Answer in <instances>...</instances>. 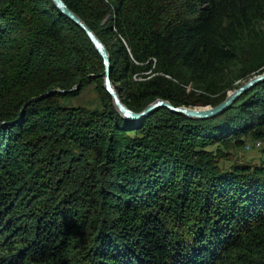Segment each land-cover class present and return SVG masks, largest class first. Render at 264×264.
Wrapping results in <instances>:
<instances>
[{
  "label": "trees",
  "instance_id": "obj_1",
  "mask_svg": "<svg viewBox=\"0 0 264 264\" xmlns=\"http://www.w3.org/2000/svg\"><path fill=\"white\" fill-rule=\"evenodd\" d=\"M64 1L102 40L119 34L111 80L129 85L137 112L157 99L217 106L237 80L264 72V0ZM71 27L104 74L52 0H0V264H264V165L220 171L207 150L264 140V82L214 120L160 109L174 122L147 119L131 139L124 125L42 98L86 78ZM190 83L208 95L187 94ZM75 149L97 155L79 187L69 182ZM55 167L63 177L52 183ZM170 220L187 226L185 238H173Z\"/></svg>",
  "mask_w": 264,
  "mask_h": 264
},
{
  "label": "rangeland",
  "instance_id": "obj_2",
  "mask_svg": "<svg viewBox=\"0 0 264 264\" xmlns=\"http://www.w3.org/2000/svg\"><path fill=\"white\" fill-rule=\"evenodd\" d=\"M14 1L18 2V0H14ZM168 2L169 1L165 2V6ZM167 8L169 11H173L175 6L174 4H171L167 6ZM111 18H112V14H109L105 18V20L101 23V26L106 27L107 25H109L110 22H112ZM260 26L264 29V23L260 24ZM72 29H73V32L70 33L71 38L73 40H78V43L73 41L72 45L79 47V49L82 50V53L80 52L78 53L80 55L83 54L82 56L85 58L83 59V57L80 56L82 59H79L77 63L83 64L82 69L86 72V78L83 80H80L82 76L77 75L72 85H68V87H63V88L56 87V88L50 89L47 93H44L42 95V98L50 96V98L48 97L49 99L47 100L46 103L54 104L59 109L66 110L75 117L79 116V118L83 119L84 121H91V122L98 121L104 124L105 122L108 123V120H111L112 126H116L119 124L121 126L124 125V128L127 127L128 129L126 135L131 139H135V138L142 139L143 138V135H141L140 132L143 133L144 131L148 130L147 127H145V129L142 128L144 126L143 122L147 119L151 120L149 122L152 123L153 127H164L174 122V120L166 112L161 111V110H158L151 117L144 119L138 123L134 121H129L126 118H124L121 114H119V112L117 111L115 107L112 97L110 100L106 98L101 92L102 88L105 87V84H104L105 76L103 72L101 71V66H102L101 61L102 60L94 56L95 53L94 51H91L92 50L91 44H87L85 41H83L82 40L83 36L76 29L74 28ZM95 34L101 39L98 31L95 32ZM116 36H118L119 38V34L117 35V31L113 30V33L111 35L105 37L103 40L101 39L102 42L104 41L103 43L108 49V51L117 47V42H116L117 37ZM84 44L86 46V50L90 52V55L84 53L83 51ZM259 50H261V48H259ZM250 51H251V48L248 47L246 50V53L248 54L250 53ZM241 66H242L241 63H239V65L234 68V71L236 72V70H238ZM138 80H140V78H136L133 81H138ZM245 82L247 81L237 80L234 84V88L237 89L238 86L240 87ZM78 83H81L82 86ZM113 84L120 98L122 99L123 103L128 108H130L127 105V95H128L127 88H129V85H124V84L120 85L119 83H116V84L113 83ZM234 88L227 91L226 98L228 94H230L229 92L232 93V91L235 90ZM186 90H187V94H195L196 96L208 95V93L205 91L204 88L197 87L193 83H190V85L186 87ZM130 109L133 110L134 112H137L133 108H130ZM23 118L24 117L21 114L16 119L17 120L16 122L17 123L22 122ZM131 128L135 130H132ZM243 142L244 144L241 147L235 146L234 143H230L227 145L217 144L212 147H209L207 150L209 151L208 154L211 155L212 157L211 164H213V166L216 169H219L220 171H231L234 167L255 168L256 166L264 165V140L259 141V140L254 139L251 136H246L243 139ZM258 143H260V145H258ZM47 144H48L47 140H45L42 143V145L44 146H46ZM75 153L78 156V159L71 166L69 165L70 167L69 182H73L76 186L79 187V185L87 183V177H88L87 167L89 165L94 166L97 160V155H95L93 152H86L83 149H75ZM105 167L103 166L102 169L105 171L101 170V173L102 174L104 173V175H107L109 171H108V168L107 167L105 168ZM56 168L57 167L53 169V171L56 172V174H54V177H52V183H56L60 177H63V172H61V169L57 171ZM97 170H99V168ZM104 175L102 177H104ZM19 191L22 192V190H19ZM75 193H78V192H75ZM111 197H112V193H109L108 199L116 203V201H114L113 198ZM166 224L170 225V231L172 232L173 238L178 239L179 234L181 236V239L186 237L185 234L187 233V230H186L187 226H184L179 221L174 222L173 220L167 221ZM77 237L79 240L85 239L87 237L86 231L80 232L77 235ZM115 237H117L118 242H121V239L118 237V234L115 235ZM188 252H191V251L189 250Z\"/></svg>",
  "mask_w": 264,
  "mask_h": 264
},
{
  "label": "water",
  "instance_id": "obj_3",
  "mask_svg": "<svg viewBox=\"0 0 264 264\" xmlns=\"http://www.w3.org/2000/svg\"><path fill=\"white\" fill-rule=\"evenodd\" d=\"M56 8L60 11V13L65 16L68 20L78 26L81 30H83L96 50L100 54L101 58L104 61L105 72V89L111 95L115 107L119 114H121L124 118L129 121L141 122L144 119L151 117L160 109H167L170 112L185 116L188 119L195 121H205L212 120L222 116L225 112H227L242 96L246 93L252 91L254 88L259 86L264 82V72L254 77L250 78L247 82L242 84L239 88L232 91V93L228 94L227 98L221 102L217 106H174L171 102L157 99L155 102L149 104L143 111L137 113L128 108L120 98L112 80V60L111 55L102 42V40L95 34V32L83 21L77 14H75L65 3L64 0H52Z\"/></svg>",
  "mask_w": 264,
  "mask_h": 264
},
{
  "label": "built area",
  "instance_id": "obj_4",
  "mask_svg": "<svg viewBox=\"0 0 264 264\" xmlns=\"http://www.w3.org/2000/svg\"><path fill=\"white\" fill-rule=\"evenodd\" d=\"M258 145H260V143H258Z\"/></svg>",
  "mask_w": 264,
  "mask_h": 264
}]
</instances>
